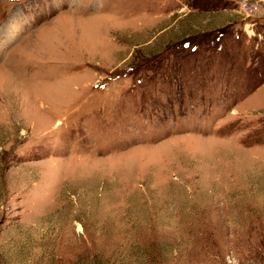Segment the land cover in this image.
<instances>
[{"label": "rangeland", "instance_id": "374dc122", "mask_svg": "<svg viewBox=\"0 0 264 264\" xmlns=\"http://www.w3.org/2000/svg\"><path fill=\"white\" fill-rule=\"evenodd\" d=\"M0 264H264V0H0Z\"/></svg>", "mask_w": 264, "mask_h": 264}]
</instances>
